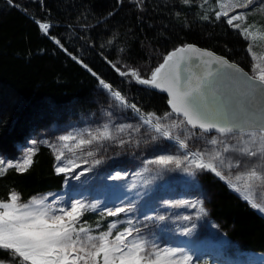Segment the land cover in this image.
Instances as JSON below:
<instances>
[{"label": "trees", "instance_id": "1", "mask_svg": "<svg viewBox=\"0 0 264 264\" xmlns=\"http://www.w3.org/2000/svg\"><path fill=\"white\" fill-rule=\"evenodd\" d=\"M211 1L0 0V157L13 159L25 140H39L53 127L100 116L106 109L121 108L133 127L148 113L163 117L171 112L167 96L120 73L135 70L149 78L165 55L187 43L223 55L253 75L248 42L225 17L216 19ZM36 21L50 25L47 35ZM247 22L264 25V14L252 12ZM98 77L140 112L117 106ZM170 142L159 139L163 146ZM36 149L27 172L9 169L0 177V199L15 191L25 201L64 187L68 174L56 172L49 143L38 142ZM195 178L216 227L242 249L264 253V214L214 173L198 171ZM95 215L87 212L82 220L93 222ZM109 219L104 216L103 227ZM5 256L0 252V259Z\"/></svg>", "mask_w": 264, "mask_h": 264}, {"label": "snow or ice", "instance_id": "2", "mask_svg": "<svg viewBox=\"0 0 264 264\" xmlns=\"http://www.w3.org/2000/svg\"><path fill=\"white\" fill-rule=\"evenodd\" d=\"M183 2L188 4L191 0H183ZM8 3L12 4L13 0H8ZM216 4L220 9L215 13L216 19L221 20V17H226V23L238 30L248 42L246 51L252 57L255 76L248 75L237 64L224 57L190 44L178 47L165 55L163 62L151 72L149 78H141L135 70L121 72L120 75H130L139 84L159 89L168 95L167 103L171 112L165 113L163 117L148 113L146 116H141V119L143 124L148 125L155 133L151 135V141L155 142L161 138L172 141L179 149L185 150V154L183 157L160 155L147 161L148 164L157 165L160 169H169L170 165L176 168L183 166V171L189 175H195L198 171L212 172L234 191L241 193L252 209L264 214V203H258L256 199L258 193L251 197L245 194L264 187V71H256L257 57L253 52L254 46L264 42V25L247 24V17L250 14L248 12L229 15L237 8L249 9L255 5V0H242V2L216 0ZM261 9L264 10V4H261ZM36 23L47 35L50 25L40 21ZM55 42L60 43L58 40ZM213 65L217 66L215 70ZM201 66L204 68L203 72L199 71ZM92 74L96 75L94 72ZM221 76H226L236 85L235 91L250 103L259 99L261 101L259 108L251 111L246 107L235 108L224 102L223 94L217 84V79ZM99 84L118 102L117 106L130 107L134 112H140L136 105L128 104L125 97L114 90L109 83L99 79ZM172 114L183 119L171 120L167 124L161 122L168 120ZM124 127L120 126L118 131L122 132ZM197 128L200 133L205 134L214 130L219 137L225 139L231 137L244 146L235 147L225 143V139L211 136V138L203 137L206 143L213 146L222 145V149L187 151L188 140L195 136L192 130ZM136 130L139 131V128ZM176 130H179L180 134L174 135ZM245 136L247 140L244 139ZM112 139L114 137L108 124L103 125L96 132H88L87 138L79 133L58 137L62 142L59 147L49 144L55 153V159L58 162L65 161L63 166L56 167V172H67L79 167L74 160L65 159V150L73 153L76 149L84 151L94 143L101 144L102 141ZM70 141L75 143L70 145L68 143ZM30 143L35 145L37 141L33 140ZM124 143L126 142L120 141L121 145ZM248 145L255 147L251 148ZM36 151L34 147L24 149L22 156L15 161L0 158V177L6 175L9 169H15L21 174L27 172L34 163L33 156ZM227 153L236 155L226 156ZM85 154L93 157L96 152L89 150ZM99 163H101L99 159L93 161V164ZM225 166L228 169H237L231 178L222 171ZM76 178L79 179V175ZM121 178L119 172L109 177L112 180ZM240 182H243L242 186ZM148 183L149 181H144L145 185ZM20 200V194L15 191H11L6 200L0 199V252L6 253L5 258L0 259V264H198V261L194 260V253H190L185 247L159 248L154 241L140 235L141 230L138 228H125L123 231H117L113 237L112 233L117 223L111 222L106 231L93 234V230L86 223H81L80 218L87 211H95L99 207L98 204H86L74 200L70 206L56 208L54 205L60 201L53 200L52 203H46L47 196L40 198L34 196L27 203H21ZM164 204L171 207H197V204H189L187 200L176 203L164 201ZM199 204V213H204L202 201ZM133 209L134 204L130 203L126 207L106 209V214L118 216L120 213L132 212ZM178 218L192 219L187 215ZM165 219L164 215L144 216L145 221ZM128 223L131 224L132 221L129 220ZM194 228L195 224L184 227L181 234L187 236ZM134 232L137 235L133 236Z\"/></svg>", "mask_w": 264, "mask_h": 264}, {"label": "rangeland", "instance_id": "3", "mask_svg": "<svg viewBox=\"0 0 264 264\" xmlns=\"http://www.w3.org/2000/svg\"><path fill=\"white\" fill-rule=\"evenodd\" d=\"M261 4H264V0H255V5L249 9L237 8L234 12H230L229 15H234L237 12H255L258 15H262L264 10L261 9ZM208 5L215 7V11L220 10L216 0L211 1ZM247 24H253V22H247ZM253 52L257 57L256 71H264V42L254 46ZM251 70L253 76H255L256 73L253 68ZM115 109L111 111L106 109L102 115L90 117L85 121L66 122L63 126L53 127L49 135L39 140L36 138L27 139L18 145V155L15 158H6L5 160L15 161L22 156L24 149L29 147L36 148V144L32 145L30 143L33 140L37 141V143H49L59 147L62 143L58 140L60 136L69 133H79L87 138L88 132H96L97 129L108 124L114 139L102 141L101 144L94 143L84 151L76 149L73 153L65 150V159L74 160L79 167L67 171V180L62 189L40 193L35 195V197L47 196L46 203H52L53 200L60 201L54 205L56 208L70 206L74 200H80L86 204H98L99 207L95 211H87L96 214L93 222H86L82 220V217L80 218V222L86 223L93 230V234L106 231L109 223L116 222L117 227L113 230V237L117 231H123L125 228H138L141 230L140 235L150 241H154L159 248L185 247L187 251L194 253V260L198 261V264H264V253H255L242 249L237 242L230 241L216 227L215 223L208 218L207 210L204 207L205 212L199 213V202L202 199L196 192L198 183L195 175H189L183 171V166L176 168L174 165H170L169 169H160L157 165L147 163V161L153 160L160 155L183 157L185 150L179 149L178 145L172 141L165 144V146L159 143V139L155 142L151 141V135H155V133L151 129L145 128L146 125L143 124L142 119H136V126L133 127L128 122V119L123 116L122 109H116V115H114ZM109 113L110 115H108ZM182 119V117L172 114L168 120H162L161 122L167 124L171 120ZM129 125L131 127H127ZM120 126H125L122 132L118 131ZM136 127L145 129L146 133L141 135L136 130ZM192 131L194 132V130ZM194 133L195 136L188 140L189 147L187 151L222 149V145L213 146L207 144L203 137L211 138V136H217L220 139L225 138L216 134L200 133V131ZM176 134H180V131L176 130L174 135ZM181 138L183 137L181 136ZM244 139L247 140V137L245 136ZM121 140L126 143L121 145ZM68 143L72 145L75 141ZM225 143L235 147L244 146L231 137L226 138ZM248 146L251 148L255 147L253 145ZM89 150L95 151V156H87L85 152ZM225 155L235 157L236 154L227 153ZM96 159H99L101 163L93 164ZM240 159L247 158L240 157ZM64 162V160L59 162L56 160L55 169L58 165L63 166ZM106 164L108 165L105 166ZM85 169H88V171H85ZM222 171L226 175H230L231 178L237 169H228L225 166ZM117 172L121 173V179H109L110 176H114ZM81 173L83 174L80 175ZM77 175H79V179L76 178ZM144 181H149V183L145 185ZM240 183L242 186L243 182ZM257 193V202L264 203V187L255 189V192H245L250 197ZM238 194L243 197L241 193ZM31 198L25 201L20 200V202L27 203ZM182 200L189 201V204H197V207H171L164 204V201L176 203ZM130 203L134 204L132 212L110 216L105 227L102 226L104 224V216H108L106 209H114L117 206L126 207ZM145 215H164L166 219L164 221H145ZM185 215L190 216L192 219L183 220L178 218ZM129 220L132 221L131 224L128 223ZM193 224H195V228L189 235L181 234L184 227H191ZM135 235L137 234L134 232L133 236Z\"/></svg>", "mask_w": 264, "mask_h": 264}, {"label": "water", "instance_id": "4", "mask_svg": "<svg viewBox=\"0 0 264 264\" xmlns=\"http://www.w3.org/2000/svg\"><path fill=\"white\" fill-rule=\"evenodd\" d=\"M187 44H190V45H194L196 46L197 48L201 49V50H208V51H211L213 52L216 56H219V57H224L226 58L228 61H230L227 57L223 56V55H220V54H217L215 53L214 51L208 49V48H205V47H202V46H198L194 43H187ZM185 44V45H187ZM181 47V46H180ZM178 48V47H177ZM172 52V51H171ZM230 62H233V61H230ZM235 64H237L236 62H234ZM238 65V64H237ZM240 68H242L240 65H238ZM216 65H213V70L216 69ZM243 69V68H242ZM244 72H246L248 75H251L248 71H246L245 69H243ZM200 72H203L204 71V68L203 66H201V68L199 69ZM225 72H227V70H223ZM253 76V75H251ZM217 84L221 90V93L223 94V100L224 102L230 104L231 106L235 107V108H240V107H246L248 109H250L251 111H256L260 104H261V101L259 99L255 100L254 102H249L245 97L241 96L238 92L235 91V88H236V85L232 84L230 80H228V78L226 76H221L217 79ZM149 87V86H148ZM153 89V88H151ZM157 92H161V93H164L166 96H167V99H168V95L166 92L164 91H161L159 89H153ZM183 118V117H182ZM193 130H197V131H200L198 128L197 129H193ZM206 134H216V135H219L218 133H216L214 130L210 133H206Z\"/></svg>", "mask_w": 264, "mask_h": 264}]
</instances>
